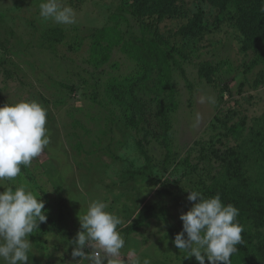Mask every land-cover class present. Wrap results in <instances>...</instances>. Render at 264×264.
Segmentation results:
<instances>
[{"label":"rangeland","instance_id":"374dc122","mask_svg":"<svg viewBox=\"0 0 264 264\" xmlns=\"http://www.w3.org/2000/svg\"><path fill=\"white\" fill-rule=\"evenodd\" d=\"M125 1L62 0L74 10L75 23L58 25L40 17L44 0H0V106L40 103L50 141L30 165L20 166L21 175L0 181L5 188L26 183L45 201L47 220L29 236L26 264H91L72 257L69 241L94 200L121 219L117 230L125 245L113 264H134L137 258L141 264L144 259L198 264L194 257L184 258L187 252L173 240L182 231L180 214L192 204L187 191L206 182L199 149L213 133L209 125L230 108L236 122L246 116L247 126L264 112V37L259 50L244 51L227 11L207 0H177L175 15L160 19H140ZM197 11L203 13L204 29L184 37L180 30ZM221 12L223 19L216 22ZM55 26L64 38L48 41L43 31ZM113 37L118 39L108 58L97 64L96 40ZM153 44L168 53L165 62L158 61ZM204 59L219 64L207 81L198 76ZM162 66L165 88L157 83ZM144 70L146 78L131 92L140 117L133 130L121 122V110L112 103L116 98L106 87L114 78L140 77ZM150 205L153 212L134 226L141 208ZM255 220L264 231L262 220Z\"/></svg>","mask_w":264,"mask_h":264},{"label":"clouds","instance_id":"9594fccd","mask_svg":"<svg viewBox=\"0 0 264 264\" xmlns=\"http://www.w3.org/2000/svg\"><path fill=\"white\" fill-rule=\"evenodd\" d=\"M39 9L44 21L75 23L74 10L64 6L62 0H44ZM208 101L214 102V98L208 97ZM199 102L204 103L205 98L201 96ZM46 122L47 111L35 100L0 106V181L14 180L21 175V165L28 166L41 155L50 142ZM0 187L4 189L0 191V264H26L32 247L29 236L47 220L45 201L26 183ZM187 192L186 199L192 204L179 216L182 231L174 236L175 247L187 252L184 258L194 257L198 264H205V260L209 264H231L244 231L237 220L239 210L223 204L219 194L204 197L199 191ZM106 208L105 202L94 200L78 217L80 230L69 241L73 258L113 264V259L120 256L125 245L117 230L121 219ZM134 264H141L139 258ZM143 264H150V260L144 259Z\"/></svg>","mask_w":264,"mask_h":264},{"label":"trees","instance_id":"16d2710c","mask_svg":"<svg viewBox=\"0 0 264 264\" xmlns=\"http://www.w3.org/2000/svg\"><path fill=\"white\" fill-rule=\"evenodd\" d=\"M125 1V0H124ZM177 0H126L133 14L140 19L156 16L159 19L173 12ZM222 12L227 11L228 18L233 20L232 26L238 30L237 39L244 51L249 48L259 50L264 37V0H207ZM124 2V3H125ZM126 4V5H127ZM222 12L216 15V22H221ZM174 14V12H173ZM175 15V14H174ZM178 16V14L176 15ZM175 16V17H176ZM204 29L203 13L195 12L188 17L187 23L180 30L184 37H192ZM64 32L60 27H50L43 31V37L48 41H61ZM115 35V34H114ZM118 37L99 38L93 48L94 56H98L97 64L105 62L111 46ZM104 42V43H103ZM158 61L162 62L168 53L161 54V48L153 44ZM100 55H99V52ZM261 52V51H260ZM264 50L262 51V54ZM165 62V60H164ZM198 76L201 79L213 78L218 72V63L210 59L198 62ZM250 67V66H247ZM146 70V69H145ZM140 77L112 79L106 87L107 93L116 98L114 103L121 110V122L126 128L137 129L139 110H137L131 92L134 85L146 78L145 71ZM157 77L159 86H163L165 67L161 68ZM224 97L225 94H222ZM128 97L130 100H128ZM215 114L209 127L213 133L205 148L199 149V157L206 167L205 183H201L196 191L204 197L219 194L223 204H232L239 210L238 222L243 225L242 243L237 245V251L231 256L234 264H264V231L260 230L255 219L264 228V112L254 118L247 126L246 116L236 122L235 111L230 109ZM165 139L163 134L162 142ZM199 163V162H198ZM153 206H143L138 213L134 226L141 224L153 212Z\"/></svg>","mask_w":264,"mask_h":264}]
</instances>
